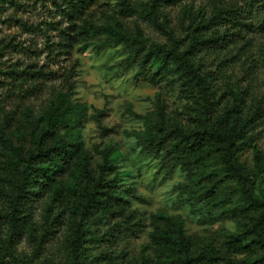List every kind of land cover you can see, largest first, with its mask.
I'll list each match as a JSON object with an SVG mask.
<instances>
[{
	"label": "rangeland",
	"instance_id": "rangeland-1",
	"mask_svg": "<svg viewBox=\"0 0 264 264\" xmlns=\"http://www.w3.org/2000/svg\"><path fill=\"white\" fill-rule=\"evenodd\" d=\"M18 2L0 3V126L21 94L33 113L41 115L51 92L66 89L69 82L71 100L83 110L81 122L72 129L60 128L59 134L67 140L77 135L95 167L101 161L99 151L113 148L121 196L127 201L125 213L135 225L117 231L113 227L117 214L91 220L80 226L86 239L74 251L69 238L80 225L79 217L71 212L69 202L56 196L57 186L41 190L33 202L31 224L11 247L9 228L0 222V264H164L151 238L164 220L155 216L178 220L185 240L182 257L204 254L210 257L205 264H225L264 255V241H258L253 230L258 210L243 201L239 183L224 180L216 199L192 204L187 191L179 187L189 182L186 171L178 165L163 167L153 151L143 148L159 112L165 115L168 129L194 126L201 109L197 91L183 90L177 74L171 72L152 81L135 78L137 64L123 68L119 63L129 46L106 31L77 36L70 48L58 44L61 30L74 24V30L83 32L88 23L129 37L139 35L147 46L168 43L166 33L145 12L149 0H92L75 18H67L50 0ZM220 8L237 11L242 22L239 35L225 48L197 53L195 63L206 72L217 101L214 115L237 104L240 116L249 120L248 138L240 144L236 160L253 180L254 192L263 197L264 0L162 2L160 20L183 48L195 27L206 36L213 30L225 32L227 26L229 32L235 31L229 22L231 13L208 24ZM13 70L26 73L18 79ZM233 93L239 94L237 100ZM205 170L221 173V164L215 160ZM70 182L71 175L65 173L63 184ZM261 234L264 239V226ZM230 238H240L246 247L232 248L227 243Z\"/></svg>",
	"mask_w": 264,
	"mask_h": 264
},
{
	"label": "trees",
	"instance_id": "trees-1",
	"mask_svg": "<svg viewBox=\"0 0 264 264\" xmlns=\"http://www.w3.org/2000/svg\"><path fill=\"white\" fill-rule=\"evenodd\" d=\"M63 11L67 18L78 17L92 0H50ZM177 0H149L146 14L151 21L168 36V43L147 46L139 35L125 34L108 27H88L82 32L70 24L61 30L58 44L70 48L82 34L91 36L106 31L116 41L124 40L129 53L119 63L123 68L138 65L135 78L152 81L165 73L177 74L183 90L197 91L201 99V109L192 128L175 127L168 129L163 112L143 140V148L153 151L163 167L171 169L180 166L189 176V182L181 183L187 200L198 204L201 199H216V190L224 180L239 183L243 201L252 209L258 210L253 230L258 241L263 242L261 231L264 226V196L254 192V182L236 160L240 144L247 138L249 120L240 116L238 105L234 104L222 114L214 115L217 101L209 87L207 74L196 65L197 53L217 50L233 43L239 35L238 26L242 24L237 11L232 8L218 9L208 24L216 23L224 14H230L229 22L235 31L218 33L213 30L208 36L195 27L190 31L188 43L181 47L178 40L167 30V23L160 20L162 2ZM19 4L18 0H0ZM127 7L130 6L127 3ZM236 11V12H235ZM233 12V13H232ZM228 19V18H227ZM261 25L264 27V17ZM75 31L74 34L68 31ZM21 79L25 71H12ZM67 82V81H66ZM72 85L53 90L41 115H35L20 95L13 109L5 114V123L0 126V222L9 228V247L16 244L31 224V209L35 196L41 190L54 189L59 199L70 203L71 212L79 217V226L70 236L69 243L74 251L85 241V230L80 227L94 219L115 216L113 227L120 231L130 229L131 216L125 213L126 199L121 196L118 177L113 165L111 146L99 151L101 161L95 167L91 158L82 149L77 135L70 140L60 136V128L72 129L80 124L82 109L71 100ZM234 99L239 98L233 93ZM221 164V173L205 170L213 161ZM72 177V182L63 184L64 174ZM199 173V174H197ZM164 220L163 226L156 225L151 233L156 251L163 257L164 264H205L210 257L204 254L182 257L185 245L184 232L178 220L155 216ZM227 243L234 249L246 247L240 238H230ZM116 264V263H115ZM225 264H264V255L241 262L227 260Z\"/></svg>",
	"mask_w": 264,
	"mask_h": 264
}]
</instances>
